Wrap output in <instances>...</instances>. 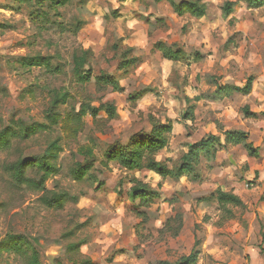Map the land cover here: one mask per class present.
Listing matches in <instances>:
<instances>
[{"label": "clouds", "instance_id": "1", "mask_svg": "<svg viewBox=\"0 0 264 264\" xmlns=\"http://www.w3.org/2000/svg\"><path fill=\"white\" fill-rule=\"evenodd\" d=\"M0 264H264V0H0Z\"/></svg>", "mask_w": 264, "mask_h": 264}]
</instances>
